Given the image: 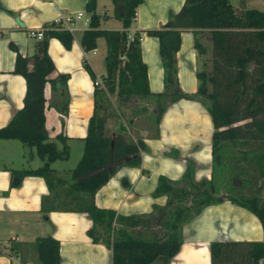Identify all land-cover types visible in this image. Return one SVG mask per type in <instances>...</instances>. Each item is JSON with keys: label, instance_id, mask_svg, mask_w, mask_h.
<instances>
[{"label": "trees", "instance_id": "1", "mask_svg": "<svg viewBox=\"0 0 264 264\" xmlns=\"http://www.w3.org/2000/svg\"><path fill=\"white\" fill-rule=\"evenodd\" d=\"M111 1L121 22L119 31L99 28L95 0H85L88 26L81 31L79 43L83 50H90L95 47L96 37L104 38V74L101 85L95 84L94 74L84 63L93 83L92 114L87 122L81 154L70 169V182L65 183L51 175L49 162L65 158L67 145L61 135H56L61 141L60 147H56L44 128V82H58L59 94L64 97L66 80V74L62 73L51 79L47 77L53 69L46 52L47 39L55 37L64 47H68L71 41V33L55 27L52 21L43 24L51 27L44 30L43 37L35 40L30 54H20L11 42L8 43L14 51L12 71L23 77L25 87L22 105L0 126V139L14 138L23 146L34 147L42 163L33 169L14 172L19 176H42L49 190H54V183L64 186L63 193H60L90 218L91 224L86 229L90 240L109 248L110 264H167L181 241L180 224L202 206L220 200V196L213 194V169L222 162L229 147L234 149L226 156L235 162L250 160L264 189V10L241 8L235 11L228 0H183L160 26L143 30L156 37L162 67V90L152 92L140 57L139 32H128L140 0ZM180 29L194 32L204 29L209 35L207 60L201 58L204 47L196 36L193 46L200 56L194 93L206 101L212 123L210 177L194 180L192 167L186 163L178 179L162 174L157 176L152 195H165L166 199L162 206L153 204L149 213L120 215L112 209L98 207L93 202L95 190L120 166H139L140 151L144 149L140 136L131 138L126 135L127 127L119 118L120 114L114 132L105 129V119L99 114L100 103L106 93L114 94L121 101L132 96L153 99L155 107L150 118L156 135L165 99L192 97V94L180 90L176 78L175 51ZM58 109L65 113L64 99ZM128 122L131 123L132 119L129 118ZM235 193L226 194L225 198L255 214L261 225L262 239L212 240L208 245L209 264H258L259 258L264 256V203L256 193ZM164 213L170 217L162 221L165 231L160 236L146 237L130 231V228L145 226L143 217ZM32 244L38 264L59 263L55 238L49 235L35 237Z\"/></svg>", "mask_w": 264, "mask_h": 264}, {"label": "crops", "instance_id": "2", "mask_svg": "<svg viewBox=\"0 0 264 264\" xmlns=\"http://www.w3.org/2000/svg\"><path fill=\"white\" fill-rule=\"evenodd\" d=\"M182 1L140 0L128 27L129 33L139 32L140 57L152 92L162 90V67L156 37L145 34L143 30L160 26ZM228 1L235 11L241 8L264 10V0ZM77 11L88 17L85 0H0V126L22 105L25 87L23 77L12 71L14 51L8 43L11 42L20 54H30L36 38L29 35V30L42 27L59 15H73ZM94 11L99 16V28L122 29L111 0H95ZM74 25L68 47L55 37L47 39L46 52L53 64L47 77L51 79L62 73L66 74V80L64 97L59 94L58 82H44L43 114L46 134L56 147L61 145L56 135H61L67 145V155L71 152V144H80L75 152V157H79L92 114L93 99V83L84 63L100 81L104 74L105 40L98 36L94 48L83 50L79 43L81 31L87 27L83 26V17L75 19ZM194 36L204 43L206 50L209 44L206 30L180 29L179 45L175 51L178 86L192 97L165 99L156 135H140L144 149L140 151L139 166L122 165L116 169L95 190L93 202L96 206L112 209L120 215L149 213L153 204L162 206L165 203V195H152L159 174L178 179L189 163L194 180L210 177L212 123L206 101L194 93L197 85L195 71L200 57L193 46ZM99 49L100 61L96 58ZM262 72L264 75V64ZM63 99L64 114L58 109ZM16 141L19 150L25 148L17 139H0V264H36L33 240L46 235L58 242V264H110L109 248L99 241H91L86 234L91 221L85 212L78 211L63 194L61 204H55L51 198L53 190L48 189L42 176H19L14 172L33 169L42 163L39 157V164L33 165L15 160L11 150L15 151ZM57 160L49 162L51 175L69 183L70 176L61 173ZM15 177L18 180L13 182ZM179 231L180 244L167 264H209L208 245L212 240L262 239L261 225L255 214L225 196L202 206L180 224ZM258 264H264V256L259 258Z\"/></svg>", "mask_w": 264, "mask_h": 264}, {"label": "rangeland", "instance_id": "3", "mask_svg": "<svg viewBox=\"0 0 264 264\" xmlns=\"http://www.w3.org/2000/svg\"><path fill=\"white\" fill-rule=\"evenodd\" d=\"M203 47L204 43L200 42ZM210 54V41L207 45V49H204V53L201 58H207ZM97 60H101L100 49L97 50ZM200 64V60L198 62V66ZM208 66V63H207ZM101 85V80L99 82ZM146 102V103H145ZM154 100L153 99H145L141 97H129L123 101L119 100L117 96L114 94L106 93V96L100 103L99 114L105 119V129L110 131L116 127L117 117L120 114L119 118L127 127L126 135L133 138L135 136H140L141 134L151 135L154 132V125L151 122V116L154 113ZM131 118L132 122H128V119ZM15 143V151L11 150L12 156L15 157V160L19 161L22 164L29 163L30 165L39 164V158L35 152L34 147H26L19 150L18 142ZM73 143V142H72ZM80 144H71L70 154L65 158H61L59 161V165L62 169L61 173L63 175L70 176V169L74 166L78 157L75 153ZM74 146H76L74 148ZM81 148V147H80ZM26 149V150H25ZM28 149H30L29 152ZM234 148L229 147L228 152L223 156L222 162L215 166L213 169L212 180L214 184V195L225 196L226 194H236V191H241L244 194L256 193L260 198V201L264 203V189L262 184H260V179L257 174H255V170L251 165V161H242L238 160L235 162L231 158H228L229 151H232ZM24 153L22 156L21 153ZM68 152V151H67ZM16 163V161H15ZM54 190L52 191L51 198L55 204H61V193L63 191L64 186L54 183ZM63 193V192H62ZM74 206V204L72 203ZM170 209V208H169ZM168 211V209H166ZM156 215V214H155ZM149 216L143 217V221L145 226H136L134 228H130V231L133 234L146 237L148 236H160L165 230L163 225L161 224L165 218H169L168 213L161 214L160 216ZM179 225V222L177 223ZM36 261L35 256H33ZM153 264V263H151Z\"/></svg>", "mask_w": 264, "mask_h": 264}, {"label": "built area", "instance_id": "4", "mask_svg": "<svg viewBox=\"0 0 264 264\" xmlns=\"http://www.w3.org/2000/svg\"><path fill=\"white\" fill-rule=\"evenodd\" d=\"M83 17V26H88V17L84 16L83 12L77 11L73 15H59L55 17L52 22L55 27H60L68 30L70 33L75 29L74 20ZM51 27V25L42 26L36 29L29 30V35L39 39L44 36V30ZM100 81L94 80L95 84H99ZM25 264H31V262H26Z\"/></svg>", "mask_w": 264, "mask_h": 264}, {"label": "water", "instance_id": "5", "mask_svg": "<svg viewBox=\"0 0 264 264\" xmlns=\"http://www.w3.org/2000/svg\"><path fill=\"white\" fill-rule=\"evenodd\" d=\"M18 180V178L17 177H15L14 179H13V182H16Z\"/></svg>", "mask_w": 264, "mask_h": 264}]
</instances>
